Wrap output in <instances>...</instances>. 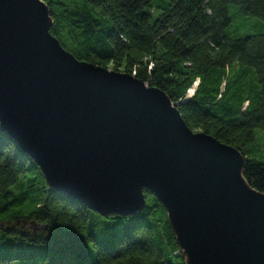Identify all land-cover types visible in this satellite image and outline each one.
Returning a JSON list of instances; mask_svg holds the SVG:
<instances>
[{"label": "water", "instance_id": "1", "mask_svg": "<svg viewBox=\"0 0 264 264\" xmlns=\"http://www.w3.org/2000/svg\"><path fill=\"white\" fill-rule=\"evenodd\" d=\"M52 24L42 0H0V130L48 187L103 217L139 213L148 190L185 264H264V193L240 151L192 131L163 91L77 60Z\"/></svg>", "mask_w": 264, "mask_h": 264}, {"label": "trees", "instance_id": "2", "mask_svg": "<svg viewBox=\"0 0 264 264\" xmlns=\"http://www.w3.org/2000/svg\"><path fill=\"white\" fill-rule=\"evenodd\" d=\"M42 1L66 51L163 91L192 131L240 151L243 177L264 193V29L225 33L231 6L264 26V0ZM143 193L139 213L103 217L52 191L0 130V264H185L164 207Z\"/></svg>", "mask_w": 264, "mask_h": 264}, {"label": "rangeland", "instance_id": "3", "mask_svg": "<svg viewBox=\"0 0 264 264\" xmlns=\"http://www.w3.org/2000/svg\"><path fill=\"white\" fill-rule=\"evenodd\" d=\"M229 16L231 18V22L226 28L225 33L231 38L243 35L256 34L258 32H262L264 29L263 24L258 19L254 17H245L237 13V7L235 6H231L229 8ZM195 87L196 85L194 84V86H192V89H195ZM187 98H189V93H187ZM258 136H264V133L259 132ZM40 228L41 227L38 224H33L30 227V229H33L34 231ZM112 228L113 230L116 229L115 232L127 234V231H125L124 228H122L121 226H113ZM111 237L112 235L109 238Z\"/></svg>", "mask_w": 264, "mask_h": 264}, {"label": "built area", "instance_id": "4", "mask_svg": "<svg viewBox=\"0 0 264 264\" xmlns=\"http://www.w3.org/2000/svg\"><path fill=\"white\" fill-rule=\"evenodd\" d=\"M194 84L197 85V82H194ZM194 84H193V86H194ZM193 92H194V89H192V87H191V89H189L188 92H187V93H189V97H191Z\"/></svg>", "mask_w": 264, "mask_h": 264}]
</instances>
